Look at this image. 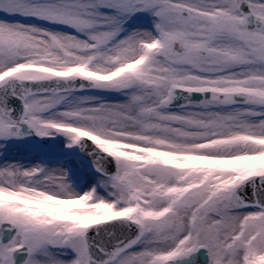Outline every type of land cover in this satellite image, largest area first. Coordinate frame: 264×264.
Segmentation results:
<instances>
[{"label":"snow or ice","instance_id":"snow-or-ice-1","mask_svg":"<svg viewBox=\"0 0 264 264\" xmlns=\"http://www.w3.org/2000/svg\"><path fill=\"white\" fill-rule=\"evenodd\" d=\"M0 264H264V0H0Z\"/></svg>","mask_w":264,"mask_h":264}]
</instances>
